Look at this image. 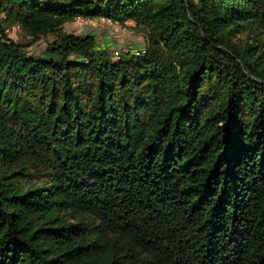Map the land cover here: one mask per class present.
Here are the masks:
<instances>
[{
    "label": "trees",
    "instance_id": "obj_1",
    "mask_svg": "<svg viewBox=\"0 0 264 264\" xmlns=\"http://www.w3.org/2000/svg\"><path fill=\"white\" fill-rule=\"evenodd\" d=\"M0 264H264V0H0Z\"/></svg>",
    "mask_w": 264,
    "mask_h": 264
},
{
    "label": "rangeland",
    "instance_id": "obj_2",
    "mask_svg": "<svg viewBox=\"0 0 264 264\" xmlns=\"http://www.w3.org/2000/svg\"><path fill=\"white\" fill-rule=\"evenodd\" d=\"M65 32L78 36H95L98 50L108 53L113 60L128 52H143L148 44L146 33L133 22L120 24L107 19H77L65 25ZM7 33L11 39L26 46L25 50L29 55L36 57L46 58L47 47L53 41V37L49 36L32 42L18 25H7Z\"/></svg>",
    "mask_w": 264,
    "mask_h": 264
},
{
    "label": "built area",
    "instance_id": "obj_3",
    "mask_svg": "<svg viewBox=\"0 0 264 264\" xmlns=\"http://www.w3.org/2000/svg\"><path fill=\"white\" fill-rule=\"evenodd\" d=\"M134 54H138V53H135V52H134Z\"/></svg>",
    "mask_w": 264,
    "mask_h": 264
}]
</instances>
